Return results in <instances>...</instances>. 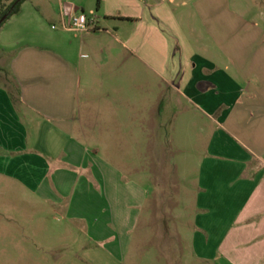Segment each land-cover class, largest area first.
Masks as SVG:
<instances>
[{"label":"crops","instance_id":"crops-1","mask_svg":"<svg viewBox=\"0 0 264 264\" xmlns=\"http://www.w3.org/2000/svg\"><path fill=\"white\" fill-rule=\"evenodd\" d=\"M26 3L0 31V67L18 85L15 99L0 85V187L41 206L2 211L8 263L47 256L66 229L82 263L264 264V14L251 0H98L59 15L25 14ZM74 12L95 31L67 29ZM145 73L157 96L140 106L126 87L144 86ZM167 88L183 108L172 118L202 144L184 162L195 218L188 238L178 233L177 257L172 213L148 206L154 170L100 158L155 141L145 135L160 130ZM150 238L168 243L159 255H145Z\"/></svg>","mask_w":264,"mask_h":264},{"label":"rangeland","instance_id":"rangeland-1","mask_svg":"<svg viewBox=\"0 0 264 264\" xmlns=\"http://www.w3.org/2000/svg\"><path fill=\"white\" fill-rule=\"evenodd\" d=\"M14 1L15 0H6L2 7H8ZM97 1L98 0H62V3L60 4V0H32L26 3L24 12L25 14L35 13L39 9H45L48 7L52 14L59 15L61 11L60 8L62 7L64 10L65 4H75V6L76 4H83L85 8H94L97 6ZM251 3L255 5L257 16L264 14V0H251ZM51 24L52 23L48 22V26L50 28L52 26ZM57 27L60 29L58 24ZM144 80V86H141L138 89L135 85H129L126 87L129 99L136 101V98H138L140 102L135 103H138V105L140 104V106L141 104H145L147 106L149 100L152 101L157 96L156 87L154 88L151 85H147V82L152 81V77L145 73ZM3 81L4 74H0V85ZM153 89H155V91H153ZM100 91L101 88L97 87L94 92L99 94ZM119 94L120 92L117 91V95ZM167 96H170L168 88L161 96L162 99L158 106L162 114L160 119V130L158 133L155 132V134L151 133L149 135H145L146 138H154L155 141H151L148 147L143 145V148L139 149L132 148L130 144L129 148L123 150L101 151L100 158L103 160L105 158L113 160L114 163L121 166V168L128 167L130 171H132L133 167L141 168V166L146 170H154L153 173L155 174V177L157 176L154 182L155 184L152 183L151 186V182L147 183V186L151 189V198L148 206L150 208L160 207L162 210L168 209V213H172L171 247L172 255L177 257L182 254L178 233L182 232L184 233V238H188V236L192 233L191 228L195 218V213H192L194 211L192 192L196 189V182H194L193 167H187L184 165V162L190 156L193 159H196L198 151L202 149V146H200L202 144H199L198 148L193 145L194 143H199V141L196 142L194 134L186 133V129L183 124L181 125L184 118H172V108H175L176 111L183 110V108L179 102H170ZM181 116L183 115L181 114ZM139 120L147 121L148 119L143 118ZM175 121H178V123L180 122L177 125L178 128L175 126ZM152 128L153 127L149 126L148 130L151 131ZM154 129L156 130V127ZM157 159L161 160V167L159 171L155 166ZM174 165H177L176 168ZM98 184L100 185V183H96V189H99ZM14 189L16 191L15 195H8L7 190H4L3 185L0 187V264H9L7 261V252L9 250V246L7 245V226L9 224V219L7 217L9 214L2 213V211H8L9 207L25 208L30 207V205L32 207L41 206L37 199H32L33 203L30 204L28 198L23 195L22 189L19 186H16ZM185 206L190 208L185 211ZM168 215L169 214H164L163 212L161 220L167 221ZM147 216L148 214L146 213V217ZM53 218L54 215H50V226L55 223L53 222ZM55 218L58 219V221L63 222V217L60 214L56 215ZM180 218L182 221H180ZM3 227L5 229H3ZM61 239L62 240L58 243L49 241L47 256L37 254V258L36 260L34 259L33 264H88L86 262L82 263L73 260L74 254L78 253L81 247L78 246L75 241L76 238L72 237L68 230L65 229V236ZM161 242L168 244L163 240ZM165 244H161L162 247H158V242L150 238V242L145 245V255L150 257L159 255L161 253L160 248L162 251L163 245ZM185 253L188 254L187 251H185ZM16 264H24V262L18 261Z\"/></svg>","mask_w":264,"mask_h":264},{"label":"trees","instance_id":"trees-1","mask_svg":"<svg viewBox=\"0 0 264 264\" xmlns=\"http://www.w3.org/2000/svg\"><path fill=\"white\" fill-rule=\"evenodd\" d=\"M31 0H15L13 3H11L8 7H2L4 5V3L6 2V0H0V22L6 18L2 24L0 25V31L3 28V26L15 15H18L21 12L22 6ZM0 74H4V81L1 85H3L4 87H6L10 94L12 95V97L16 96V90L18 89V85L15 82V80L12 78V76L5 71L4 69H2L0 67Z\"/></svg>","mask_w":264,"mask_h":264},{"label":"built area","instance_id":"built-area-1","mask_svg":"<svg viewBox=\"0 0 264 264\" xmlns=\"http://www.w3.org/2000/svg\"><path fill=\"white\" fill-rule=\"evenodd\" d=\"M96 20L93 17L85 14L84 12H75L70 16V20L67 29L78 33H85L95 31ZM56 29V26H53Z\"/></svg>","mask_w":264,"mask_h":264},{"label":"water","instance_id":"water-1","mask_svg":"<svg viewBox=\"0 0 264 264\" xmlns=\"http://www.w3.org/2000/svg\"><path fill=\"white\" fill-rule=\"evenodd\" d=\"M6 18H4L1 22H0V25L2 24V22L5 20Z\"/></svg>","mask_w":264,"mask_h":264}]
</instances>
